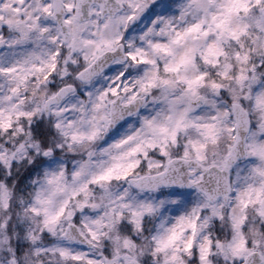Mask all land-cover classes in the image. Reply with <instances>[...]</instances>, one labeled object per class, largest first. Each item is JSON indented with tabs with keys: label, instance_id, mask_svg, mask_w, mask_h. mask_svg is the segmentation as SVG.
<instances>
[{
	"label": "snow or ice",
	"instance_id": "obj_1",
	"mask_svg": "<svg viewBox=\"0 0 264 264\" xmlns=\"http://www.w3.org/2000/svg\"><path fill=\"white\" fill-rule=\"evenodd\" d=\"M0 264H264V0H0Z\"/></svg>",
	"mask_w": 264,
	"mask_h": 264
}]
</instances>
